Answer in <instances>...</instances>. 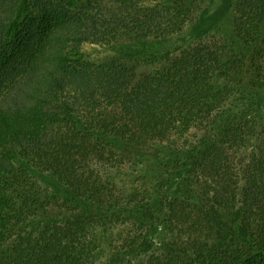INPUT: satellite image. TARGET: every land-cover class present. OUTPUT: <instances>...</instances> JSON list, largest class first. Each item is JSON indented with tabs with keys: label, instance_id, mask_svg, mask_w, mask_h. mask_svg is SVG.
Returning <instances> with one entry per match:
<instances>
[{
	"label": "trees",
	"instance_id": "obj_1",
	"mask_svg": "<svg viewBox=\"0 0 264 264\" xmlns=\"http://www.w3.org/2000/svg\"><path fill=\"white\" fill-rule=\"evenodd\" d=\"M164 1L0 0V147L67 191L0 164V264H264V129L251 136L255 115L219 121L218 77L230 71L216 35L169 48L156 67L142 58L206 4ZM237 19L263 87L264 0H239ZM84 41L119 53L83 61ZM159 145L174 169L188 167L175 188L163 174L145 191L112 178ZM32 211L42 222L25 234ZM117 226L118 245L102 253Z\"/></svg>",
	"mask_w": 264,
	"mask_h": 264
},
{
	"label": "rangeland",
	"instance_id": "obj_2",
	"mask_svg": "<svg viewBox=\"0 0 264 264\" xmlns=\"http://www.w3.org/2000/svg\"><path fill=\"white\" fill-rule=\"evenodd\" d=\"M163 5L166 2L163 0ZM238 4L239 0H206L204 8L198 13V17L195 21H192L183 31L178 32L174 35L164 39L163 37H157V42L151 43V48L142 55L150 66H157L160 62L161 56L169 49L175 46H181L193 42L201 37H215L223 40L221 45L225 52L223 64H226V69L230 71L227 75L225 73H219L218 84L225 86L224 91L226 92L225 98L221 100L218 108L221 109L220 122L226 118H230L234 121L239 119L241 116L248 114L252 117V125L254 126V136L258 130L264 129V86H258L255 84V75L253 74L250 66V59L252 48L248 49V46L240 35L238 29ZM163 7V6H162ZM150 45V44H149ZM119 53L118 47L114 46L113 42H93L84 41L81 44L79 56L83 61H101ZM222 86V87H223ZM254 137H251V141H248L246 145L242 147V152L248 151L253 148ZM240 152V151H239ZM240 152V153H242ZM166 153L167 156H164ZM246 153H243L245 155ZM163 159H161V158ZM176 156L169 150L166 145H159L157 152L147 153L143 156H139L134 161L130 162L126 167L113 170L111 172L112 178L121 182H124L125 188L132 190L135 186L145 191L146 189L156 188L157 178L159 174H163V178L166 181L163 182V188L167 187V179H171L172 188L178 184L179 180L186 174L187 165L184 164L181 168L176 167L174 169ZM168 161V165L164 167L161 162ZM8 162H12L18 166L29 167L32 172V179L38 185L47 187L49 183L55 184L61 188L56 191L58 195L64 196L67 191L66 186L54 178L48 171H40L38 168L33 166L21 157L11 158L10 156L3 153L0 147V164L7 165ZM102 169V168H101ZM51 192H54L53 186ZM123 184V183H122ZM62 200V199H61ZM21 201L18 200L16 210L20 211ZM58 207V206H57ZM14 208L11 209L12 213ZM26 219L20 221L19 225L23 233L31 232L34 228L38 227L39 222L42 219L35 214L34 211L27 214ZM24 216V215H23ZM122 227L117 226L108 232L106 238L111 246L105 244V253L116 248L120 237L117 234L121 231ZM157 240L164 239L167 235L165 230L158 227ZM13 240H7L2 245L3 249L13 248L16 242L19 240V233H14ZM102 236L99 234V240ZM104 256V255H102ZM114 264V263H112Z\"/></svg>",
	"mask_w": 264,
	"mask_h": 264
}]
</instances>
